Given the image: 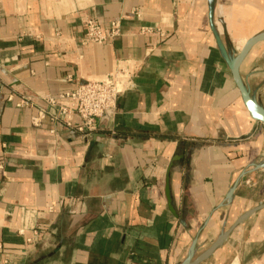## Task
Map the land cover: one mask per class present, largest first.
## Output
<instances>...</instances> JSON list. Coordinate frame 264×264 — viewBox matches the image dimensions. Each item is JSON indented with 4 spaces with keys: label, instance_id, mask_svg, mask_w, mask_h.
<instances>
[{
    "label": "crops",
    "instance_id": "obj_1",
    "mask_svg": "<svg viewBox=\"0 0 264 264\" xmlns=\"http://www.w3.org/2000/svg\"><path fill=\"white\" fill-rule=\"evenodd\" d=\"M89 19H121V37L84 43ZM263 33L264 0H0V264L205 255L258 207L246 181L263 167L264 128L230 65ZM262 44L238 66L256 103ZM118 70L133 87L95 131L50 120L46 97ZM256 215L199 264H241L227 243Z\"/></svg>",
    "mask_w": 264,
    "mask_h": 264
},
{
    "label": "built area",
    "instance_id": "obj_2",
    "mask_svg": "<svg viewBox=\"0 0 264 264\" xmlns=\"http://www.w3.org/2000/svg\"><path fill=\"white\" fill-rule=\"evenodd\" d=\"M140 31L141 33H152L153 29L141 28ZM121 35V19L111 22L107 27L95 19H89L85 23L84 43L111 44ZM160 37L165 38L166 36L160 33ZM132 87L130 77L120 70L99 79L87 80L58 97L45 98L48 107L55 110L50 115V120L53 123L59 122L68 128H73V119L77 117L81 123L76 130L84 134L91 133L97 129L99 120L116 111L120 95ZM1 88L0 80V90ZM9 100L11 101L12 97ZM18 106H31V101L24 99ZM229 200L231 201V197Z\"/></svg>",
    "mask_w": 264,
    "mask_h": 264
},
{
    "label": "rangeland",
    "instance_id": "obj_3",
    "mask_svg": "<svg viewBox=\"0 0 264 264\" xmlns=\"http://www.w3.org/2000/svg\"><path fill=\"white\" fill-rule=\"evenodd\" d=\"M258 52L252 80L256 87V99L259 109L264 112V44ZM264 128V124L259 121ZM263 167L254 169L252 180H247L248 185L254 186L252 192V205L264 204V158ZM261 165V164H260ZM263 199V200H262ZM262 200V201H261ZM259 213V214H258ZM224 255L227 257L240 258L241 264H264V209L252 216L243 228L236 230L227 243Z\"/></svg>",
    "mask_w": 264,
    "mask_h": 264
},
{
    "label": "water",
    "instance_id": "obj_4",
    "mask_svg": "<svg viewBox=\"0 0 264 264\" xmlns=\"http://www.w3.org/2000/svg\"><path fill=\"white\" fill-rule=\"evenodd\" d=\"M264 41V33L262 35H260L258 38L252 40L251 42H249L245 48L243 49L242 53L238 56L237 60L232 63L230 65V69L234 78V81L241 93V96L246 104V106L248 107V109L250 110V112L252 113L253 117L257 120L260 121L261 123L264 124V112H262L257 103L252 99V97L250 96V94L247 92V90L245 89L244 85L242 84L240 77H239V73H238V66L239 63L241 61V59L245 56V54L247 53V51L252 48L255 44ZM167 195L168 197H170V189L169 187H167ZM264 209V204H261L258 207L253 208L252 210H250L249 212H247L246 214H244L240 219H238V221L229 229L228 232H226L220 239L219 241L202 257H200L198 260H196L195 262H190L187 264H199L200 262H202L203 260H205L207 257H209L220 245H222L231 235V233L233 232V230L237 227V225L242 222L243 220H245L247 217L257 213L258 211Z\"/></svg>",
    "mask_w": 264,
    "mask_h": 264
}]
</instances>
